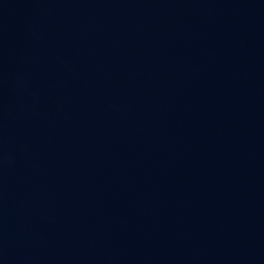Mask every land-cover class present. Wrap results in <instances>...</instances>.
<instances>
[{
	"label": "water",
	"instance_id": "95a60500",
	"mask_svg": "<svg viewBox=\"0 0 264 264\" xmlns=\"http://www.w3.org/2000/svg\"><path fill=\"white\" fill-rule=\"evenodd\" d=\"M0 264H264V0H0Z\"/></svg>",
	"mask_w": 264,
	"mask_h": 264
}]
</instances>
